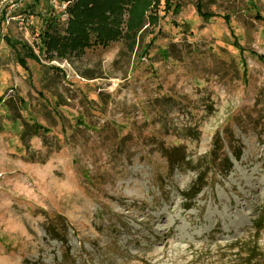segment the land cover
<instances>
[{
    "label": "rangeland",
    "instance_id": "obj_1",
    "mask_svg": "<svg viewBox=\"0 0 264 264\" xmlns=\"http://www.w3.org/2000/svg\"><path fill=\"white\" fill-rule=\"evenodd\" d=\"M32 2L0 0V264H264V0H141L133 41L128 1L66 57Z\"/></svg>",
    "mask_w": 264,
    "mask_h": 264
},
{
    "label": "trees",
    "instance_id": "obj_2",
    "mask_svg": "<svg viewBox=\"0 0 264 264\" xmlns=\"http://www.w3.org/2000/svg\"><path fill=\"white\" fill-rule=\"evenodd\" d=\"M68 2L67 7L64 9H61V7H51L47 8L46 12L43 14L42 12L38 11L37 17L42 21V27L39 34V42L40 45V52L43 50L44 53L47 52L49 54L52 50L54 52H57L56 54L61 55L63 57H66L68 54H70V51H82L84 48L88 46H92L91 39H94L95 44L99 45H106L111 40L115 39L117 36H119L121 33L120 29H117L115 31L108 30L105 25L106 20V11H113L118 8L121 9L123 7V4L132 1V0H63ZM91 2V8L87 7ZM134 4L132 5V11H131V21L129 28L132 30L127 35V38L130 40L135 39V34L137 33V30L134 29L136 25L134 23V17L138 14L139 10L136 7L137 4L141 2V0H133ZM43 3V0H34L32 4H29L25 8V18L28 17L31 13H36L37 7H40V5ZM85 3V4H84ZM197 10L201 15H204L206 19L210 18L213 14L211 12H207L204 8V2L203 0H195ZM84 4V5H83ZM42 6V5H41ZM44 6V5H43ZM45 7V6H44ZM86 7V8H84ZM169 9L173 10L175 13H179L182 10L183 3L182 0H169L168 2ZM85 9V10H83ZM119 9V10H120ZM168 9V8H167ZM168 9V10H169ZM102 10V12H99ZM68 14V18L66 20V25L61 26L62 24V16L63 14ZM258 18H262L260 15H257ZM98 23V29L99 31L95 30L94 28H91V21H97ZM139 23L138 25H140ZM44 25V26H43ZM129 26V27H130ZM107 34V35H105ZM122 35V34H121ZM133 36V37H131ZM9 42L10 40L7 39ZM25 52L32 56L37 58L35 55V52L31 46L28 44L23 45ZM146 55V52L144 53ZM22 62L24 63V60L22 59ZM25 64V63H24ZM40 125L34 123V124H28L26 123V126L23 130L22 135L24 136V139L26 135H32L34 133H38L40 130H42ZM217 151L215 152L216 156ZM232 154L239 159L241 156V150H232ZM212 162L215 164V160H217L216 157H214L213 153H211ZM172 163H177L178 167L182 165H187L189 169H192L194 171H197L198 173V179L193 183L192 187H190L186 192H182V195L188 202V205L186 208H189L192 206V202L197 197L198 193L203 189L204 185H206L205 179L206 174L209 169V167H206L203 162L199 161L198 165H192L193 160L189 159L186 160V156L182 155L179 159L172 161ZM212 164V165H214ZM218 165V164H216ZM221 171L223 173H227L231 170L233 164L230 160L229 155H225V157L221 161ZM203 167V170L201 169ZM258 221H263V217L259 218ZM256 221L257 228H261V225L259 222ZM250 255H253L254 258H261L264 256V253H254V249L250 250Z\"/></svg>",
    "mask_w": 264,
    "mask_h": 264
},
{
    "label": "built area",
    "instance_id": "obj_3",
    "mask_svg": "<svg viewBox=\"0 0 264 264\" xmlns=\"http://www.w3.org/2000/svg\"><path fill=\"white\" fill-rule=\"evenodd\" d=\"M23 1V0H22ZM27 1H31V0H27ZM34 1V0H33ZM47 1H49L50 3H52V4H56V6L55 7H61V8H66L67 7V4H68V2H66V1H63V0H47Z\"/></svg>",
    "mask_w": 264,
    "mask_h": 264
}]
</instances>
